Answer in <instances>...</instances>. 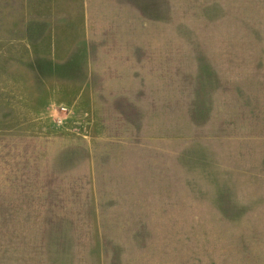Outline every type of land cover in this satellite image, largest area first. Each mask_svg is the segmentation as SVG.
I'll use <instances>...</instances> for the list:
<instances>
[{
  "label": "rangeland",
  "instance_id": "obj_1",
  "mask_svg": "<svg viewBox=\"0 0 264 264\" xmlns=\"http://www.w3.org/2000/svg\"><path fill=\"white\" fill-rule=\"evenodd\" d=\"M0 264H264V0H0Z\"/></svg>",
  "mask_w": 264,
  "mask_h": 264
}]
</instances>
